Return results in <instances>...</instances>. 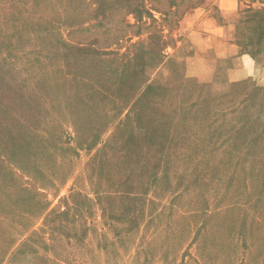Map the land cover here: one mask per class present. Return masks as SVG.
<instances>
[{"label":"rangeland","instance_id":"1","mask_svg":"<svg viewBox=\"0 0 264 264\" xmlns=\"http://www.w3.org/2000/svg\"><path fill=\"white\" fill-rule=\"evenodd\" d=\"M100 1L0 0V264H264V80Z\"/></svg>","mask_w":264,"mask_h":264},{"label":"crops","instance_id":"2","mask_svg":"<svg viewBox=\"0 0 264 264\" xmlns=\"http://www.w3.org/2000/svg\"><path fill=\"white\" fill-rule=\"evenodd\" d=\"M252 3L253 7L258 5V8H264V0H253ZM242 4V0H205L199 7L191 10L184 23L191 29L190 34L194 37L193 45L197 48V56H200L198 52L206 54L210 51L217 59L224 60L220 64L221 68L224 63L227 70L247 74L254 80L257 77L264 80V73L259 69L258 60L250 54L243 53L233 40H228L236 30L237 24L233 19L241 11ZM218 42L223 46L220 47ZM199 61L200 57L196 62ZM216 69L214 67L213 71ZM207 70L208 68L199 64V76L205 82H209L211 78L208 72L206 73Z\"/></svg>","mask_w":264,"mask_h":264},{"label":"trees","instance_id":"3","mask_svg":"<svg viewBox=\"0 0 264 264\" xmlns=\"http://www.w3.org/2000/svg\"><path fill=\"white\" fill-rule=\"evenodd\" d=\"M185 0H181V3H184ZM110 4V3H109ZM142 4V1H141ZM137 5V7H133L131 5V1L130 0H126L124 2H119V5L115 6L114 8L116 9H126L128 15H132L133 17H135V20L137 21V23H139V21H141L143 19V6L142 5ZM98 9L95 10V15L99 16H104V15H108L111 14L112 12V5H110V8H106V1L105 0H101L100 4L98 2ZM178 3L175 0H170V6L172 8H177L178 7ZM200 3L197 5H193L191 7H188L189 11L199 7ZM251 10H249V12H254L253 16L248 17V24L246 25V21H239L237 26H236V34L240 35L241 38L240 40L236 41V44L242 49L243 53H247L252 55L253 57H255L258 62L261 60L262 58L264 59V10H262L263 12H259V11H254L253 8H250ZM109 11V12H108ZM248 11V10H247ZM108 12V13H107ZM147 15L153 18V14H151V12L146 11ZM137 17V18H136ZM155 22V20H154ZM253 48H255V50H252ZM202 86V85H201ZM154 88V85L149 86L147 88V92L150 91L151 89ZM261 91L260 89H257L255 92V94H258V92ZM147 95V94H146Z\"/></svg>","mask_w":264,"mask_h":264}]
</instances>
